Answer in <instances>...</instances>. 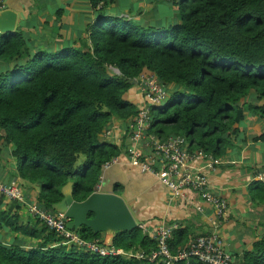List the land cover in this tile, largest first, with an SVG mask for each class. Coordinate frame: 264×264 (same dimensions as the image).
<instances>
[{"label": "trees", "instance_id": "obj_1", "mask_svg": "<svg viewBox=\"0 0 264 264\" xmlns=\"http://www.w3.org/2000/svg\"><path fill=\"white\" fill-rule=\"evenodd\" d=\"M89 1L96 8L113 0ZM178 7L179 22L168 27L141 25L101 7L80 46L55 50L30 52L20 30L0 32V61L13 62L0 71V129L20 177L39 185L36 202L43 208L55 211L67 183L76 201L95 190L103 164L120 152L99 136L112 117L137 114L124 94L144 69L167 89L174 86L163 104L150 108V131L161 139L182 135L188 150H202L217 162L245 112L264 118V0H178ZM251 91L260 103L245 99ZM20 207L16 201L2 207L0 196V229L29 231L35 241L26 246L0 239V264H136L63 244L37 219L39 226L31 229L19 224ZM77 231L86 240L100 235L85 225ZM183 234L173 232V245ZM112 244L155 247L139 226L116 231ZM243 261L264 264L263 239L244 252Z\"/></svg>", "mask_w": 264, "mask_h": 264}, {"label": "crops", "instance_id": "obj_2", "mask_svg": "<svg viewBox=\"0 0 264 264\" xmlns=\"http://www.w3.org/2000/svg\"><path fill=\"white\" fill-rule=\"evenodd\" d=\"M101 7L105 14L130 19L141 25L168 27L179 22L178 0H113L96 8L89 0H6L5 7L0 11L10 9L16 13L13 30H20L26 47L35 51L55 50L65 45L80 46V40L87 38V27L96 20L99 15L97 9ZM3 64L6 65V62L0 61V66ZM146 72L151 71L144 69L141 73ZM171 88L174 89V86L169 85L168 89ZM124 98L137 108L142 105L139 79L136 78ZM245 99L253 103L261 102L255 91H251ZM131 123L132 118L112 117L99 136L101 141L114 143L120 148L117 162L101 171L99 189L122 197L138 226L146 225L145 233L148 235L163 223H178V229L184 232L183 237L176 246L173 245V236L169 243L174 249L183 246L208 230V218L213 210L192 191H187L186 198L174 197L152 174L141 172L129 163L126 149L132 143L129 137ZM238 127L239 132L223 159L212 169H204L211 191L227 204L220 226L224 248L234 257L236 264H244V252L251 250L254 242L264 240V181L256 177L264 169V118L245 112ZM3 136L4 131L0 129V180L16 181L22 188L25 202L19 203V224L30 229L38 227L40 222L30 215L26 204L36 201L39 185L20 177L16 160L11 155L12 146L4 141ZM142 146L139 144L141 149ZM204 162L195 160L191 165L198 170ZM63 193L64 196L71 195V183L63 187ZM11 202L2 196V207ZM53 208L54 212H61L58 211L59 206ZM115 232L110 229L100 231L97 239L102 243H112ZM27 233L29 231L21 233L3 227L0 239L6 244L18 242L28 246L35 239Z\"/></svg>", "mask_w": 264, "mask_h": 264}, {"label": "built area", "instance_id": "obj_3", "mask_svg": "<svg viewBox=\"0 0 264 264\" xmlns=\"http://www.w3.org/2000/svg\"><path fill=\"white\" fill-rule=\"evenodd\" d=\"M5 1L0 0V9L5 7ZM137 79H139L143 102L132 118L129 132L132 143L126 149L128 161L139 171L152 174L174 197L186 198L187 191H192L203 202L209 204L213 212L208 218V230L174 249L170 246L169 240L173 232L179 228V224L163 223L149 235L155 242L154 248L149 251L141 248L124 250L115 247L112 243L84 239L77 230L67 227L68 219L62 212L45 209L36 201L27 202L28 212L61 237L63 244H73L99 255H121L135 261L136 264H177L179 262L190 264L192 259L206 264H236L234 257L225 250L220 233L221 220L225 216L227 207L226 201L211 191L207 171L204 169H212L217 161L202 150H188L187 141L182 135L161 139L150 131V108L163 104L169 96V91L153 72L140 73ZM139 144L143 145L142 149ZM117 160L116 156L105 162L102 170L109 168ZM195 160H204L203 167L195 169L191 165V162ZM256 177L264 181V169H261ZM96 189H99V183ZM0 195L18 203L25 202L23 191L16 181L0 180ZM197 209L201 210L200 206H197ZM139 227L145 233L146 225L139 224Z\"/></svg>", "mask_w": 264, "mask_h": 264}, {"label": "water", "instance_id": "obj_4", "mask_svg": "<svg viewBox=\"0 0 264 264\" xmlns=\"http://www.w3.org/2000/svg\"><path fill=\"white\" fill-rule=\"evenodd\" d=\"M16 13L10 9L0 11V32L14 29ZM136 78L133 79V83ZM58 207L67 220V227L77 230L81 225L90 228L94 233L107 229L130 230L138 224L126 202L119 195L96 189L82 201H76L72 195L63 196L53 204ZM92 215V216H91Z\"/></svg>", "mask_w": 264, "mask_h": 264}, {"label": "rangeland", "instance_id": "obj_5", "mask_svg": "<svg viewBox=\"0 0 264 264\" xmlns=\"http://www.w3.org/2000/svg\"><path fill=\"white\" fill-rule=\"evenodd\" d=\"M177 16H179V13L177 14ZM30 50V52H34V50H32V49H29ZM15 62H22V59H17ZM13 64V62H10V63H7L6 65L5 64H3V65H1L0 66V69H3L4 67H8V66H10V65H12ZM110 70H111V72H117V69L116 68H114V67H110ZM171 90L169 89V92H170ZM22 189V188H21ZM23 195H24V193H23ZM25 197V196H24ZM25 199V198H24Z\"/></svg>", "mask_w": 264, "mask_h": 264}, {"label": "bare ground", "instance_id": "obj_6", "mask_svg": "<svg viewBox=\"0 0 264 264\" xmlns=\"http://www.w3.org/2000/svg\"><path fill=\"white\" fill-rule=\"evenodd\" d=\"M179 263H183V262H179Z\"/></svg>", "mask_w": 264, "mask_h": 264}]
</instances>
